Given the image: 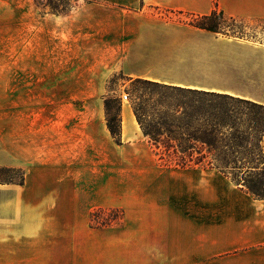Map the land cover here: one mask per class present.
Returning a JSON list of instances; mask_svg holds the SVG:
<instances>
[{"label":"crops","instance_id":"crops-1","mask_svg":"<svg viewBox=\"0 0 264 264\" xmlns=\"http://www.w3.org/2000/svg\"><path fill=\"white\" fill-rule=\"evenodd\" d=\"M216 4L264 22V0H0V168L21 173L0 181V264H264V199L216 168L163 164L131 106L121 143L108 127L119 80L264 105L262 44L166 16ZM109 208L123 217L94 226Z\"/></svg>","mask_w":264,"mask_h":264},{"label":"trees","instance_id":"trees-1","mask_svg":"<svg viewBox=\"0 0 264 264\" xmlns=\"http://www.w3.org/2000/svg\"><path fill=\"white\" fill-rule=\"evenodd\" d=\"M189 15L187 23L194 27L226 36H238L234 25L241 20L228 15L218 4L208 14ZM134 81L150 84L155 92L164 91L174 98L166 105L160 101L154 102L150 113L145 107H133L144 134L163 164L175 168H216L230 176L229 170L243 167L248 154L257 148L261 130L259 124L246 115L259 103L228 93L140 78ZM110 98L107 96L104 100L108 127L116 141L121 143V119L118 124V115L111 114ZM120 113L121 104L118 108ZM244 186L256 198L264 199V181ZM105 210L100 209L92 214L94 226L109 225L108 221L95 224L98 215Z\"/></svg>","mask_w":264,"mask_h":264},{"label":"rangeland","instance_id":"rangeland-1","mask_svg":"<svg viewBox=\"0 0 264 264\" xmlns=\"http://www.w3.org/2000/svg\"><path fill=\"white\" fill-rule=\"evenodd\" d=\"M45 7L53 8L55 10H66L75 3L76 0H39ZM166 16L171 19H176L180 22H188L190 19L189 14H180L179 12H166ZM235 32L239 37H246L254 39L264 47V22H247L239 21L234 25ZM117 78H113L109 84L112 88H116L115 82ZM152 81V80H150ZM119 93L112 94L110 101L112 102V115L117 116V122L121 119V113L118 114V108L121 104V112L123 108L131 106L145 107L148 113L151 112V106L154 102H162L168 104L174 98L170 97L164 91L155 92L154 87L147 83H139L136 81H121L119 80ZM128 94V100L123 99V95ZM162 108V107H160ZM247 117L251 118L259 124L261 132H259V142L257 148L253 149L247 157L243 167L230 169V176L241 184H253L264 181V105L258 104L248 111ZM108 118V116H107ZM122 120V119H121ZM122 124V122H121ZM251 162V163H248ZM255 166V167H251ZM21 173L19 170H7L0 168V179L6 181L19 182ZM111 209V210H110ZM115 209V208H113ZM121 210L106 209L100 213L95 224L102 221H108L113 224L123 217Z\"/></svg>","mask_w":264,"mask_h":264},{"label":"built area","instance_id":"built-area-1","mask_svg":"<svg viewBox=\"0 0 264 264\" xmlns=\"http://www.w3.org/2000/svg\"><path fill=\"white\" fill-rule=\"evenodd\" d=\"M128 97H129L128 94H124V95H123V99H124L125 101L128 100Z\"/></svg>","mask_w":264,"mask_h":264}]
</instances>
